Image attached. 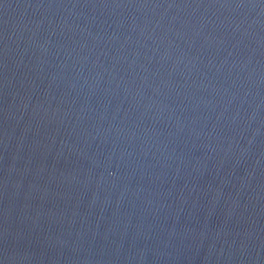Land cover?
<instances>
[{
  "label": "water",
  "instance_id": "1",
  "mask_svg": "<svg viewBox=\"0 0 264 264\" xmlns=\"http://www.w3.org/2000/svg\"><path fill=\"white\" fill-rule=\"evenodd\" d=\"M0 264H264V0H0Z\"/></svg>",
  "mask_w": 264,
  "mask_h": 264
}]
</instances>
